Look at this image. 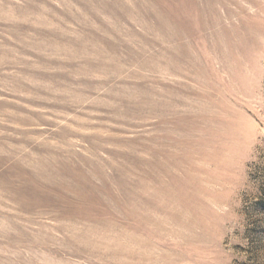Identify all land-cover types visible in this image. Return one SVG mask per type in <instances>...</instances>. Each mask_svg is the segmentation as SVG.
Wrapping results in <instances>:
<instances>
[{
	"label": "rangeland",
	"instance_id": "obj_1",
	"mask_svg": "<svg viewBox=\"0 0 264 264\" xmlns=\"http://www.w3.org/2000/svg\"><path fill=\"white\" fill-rule=\"evenodd\" d=\"M0 264H264V0H0Z\"/></svg>",
	"mask_w": 264,
	"mask_h": 264
}]
</instances>
